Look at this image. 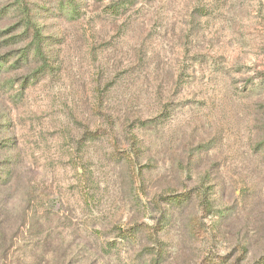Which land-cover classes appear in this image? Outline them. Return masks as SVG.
I'll list each match as a JSON object with an SVG mask.
<instances>
[{"label": "rangeland", "instance_id": "obj_1", "mask_svg": "<svg viewBox=\"0 0 264 264\" xmlns=\"http://www.w3.org/2000/svg\"><path fill=\"white\" fill-rule=\"evenodd\" d=\"M0 264H264V0H0Z\"/></svg>", "mask_w": 264, "mask_h": 264}, {"label": "trees", "instance_id": "obj_2", "mask_svg": "<svg viewBox=\"0 0 264 264\" xmlns=\"http://www.w3.org/2000/svg\"><path fill=\"white\" fill-rule=\"evenodd\" d=\"M121 8H114V10L113 11H118V10H120ZM73 10V9H72ZM71 10V11H72ZM71 13V12H70ZM24 23H25V25H24V31H23V33H22V36L23 35H25L26 33H27V31H28V29L27 28H29L31 25H32V23L30 22V20H26V21H24ZM36 35H38V32H36V34H35V36ZM15 41H17L16 39L14 40V38H11L10 40H9V42H11V43H14ZM39 45H37V46H35L36 48L34 49V53H33V58H34V61H36V62H38V61H40V62H42L41 64H42V66H40V68H43L44 70L45 69H50V66L48 65V63H47V60H46V57H45V54L43 53V51H42V49H41V47H38ZM27 54V53H26ZM23 56V54L21 55V57ZM24 60H26V59H24ZM40 70V69H39ZM179 196H177V195H173V198H178ZM187 197H185V199H186Z\"/></svg>", "mask_w": 264, "mask_h": 264}]
</instances>
